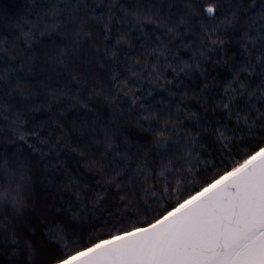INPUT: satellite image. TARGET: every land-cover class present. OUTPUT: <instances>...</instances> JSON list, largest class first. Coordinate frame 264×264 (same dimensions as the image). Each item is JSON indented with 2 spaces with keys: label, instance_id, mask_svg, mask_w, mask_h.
I'll return each mask as SVG.
<instances>
[{
  "label": "snow or ice",
  "instance_id": "snow-or-ice-1",
  "mask_svg": "<svg viewBox=\"0 0 264 264\" xmlns=\"http://www.w3.org/2000/svg\"><path fill=\"white\" fill-rule=\"evenodd\" d=\"M0 264H264V0H0Z\"/></svg>",
  "mask_w": 264,
  "mask_h": 264
}]
</instances>
